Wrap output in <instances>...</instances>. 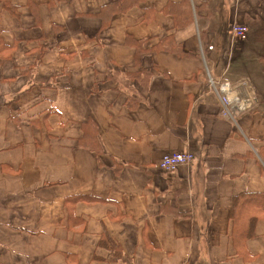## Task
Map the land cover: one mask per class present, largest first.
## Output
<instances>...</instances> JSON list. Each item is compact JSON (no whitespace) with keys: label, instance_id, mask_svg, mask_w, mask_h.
<instances>
[{"label":"crops","instance_id":"0c3cea01","mask_svg":"<svg viewBox=\"0 0 264 264\" xmlns=\"http://www.w3.org/2000/svg\"><path fill=\"white\" fill-rule=\"evenodd\" d=\"M253 19L264 0H0V264H264V75L229 33ZM208 74L252 108L223 117Z\"/></svg>","mask_w":264,"mask_h":264},{"label":"built area","instance_id":"2783aa9c","mask_svg":"<svg viewBox=\"0 0 264 264\" xmlns=\"http://www.w3.org/2000/svg\"><path fill=\"white\" fill-rule=\"evenodd\" d=\"M231 35L235 38H243L247 33V28L243 26H233ZM208 92L215 94L221 103V115L225 118L234 117L242 111H247L252 108V103L247 104L240 99L239 96L230 98L232 86L229 82L220 78H213L207 75ZM193 155L189 152H176L165 154L159 161L158 167L164 173H174L179 167L189 164L193 160Z\"/></svg>","mask_w":264,"mask_h":264},{"label":"trees","instance_id":"16d2710c","mask_svg":"<svg viewBox=\"0 0 264 264\" xmlns=\"http://www.w3.org/2000/svg\"><path fill=\"white\" fill-rule=\"evenodd\" d=\"M249 26L251 28L252 38L258 46L259 53L257 55V60L261 68V73L264 75V21L253 19ZM138 46H140V44L135 43V60H138L140 58L138 56L140 54V52H138L137 50ZM259 96L264 99V92H259ZM247 200L249 206L251 207V210L264 208V196H262L261 198H255L251 196V199ZM234 201L235 202L233 214L235 216V226L233 227V239L240 241L242 239H245L246 237H249L252 231V226L255 221V217L252 216V213L250 217V213H247L249 209H246L245 212H241V203H243L241 202V198L238 197ZM248 225H251V231L247 228Z\"/></svg>","mask_w":264,"mask_h":264},{"label":"rangeland","instance_id":"374dc122","mask_svg":"<svg viewBox=\"0 0 264 264\" xmlns=\"http://www.w3.org/2000/svg\"><path fill=\"white\" fill-rule=\"evenodd\" d=\"M238 26H240V25H238ZM243 27H245V28H247V30H248V32H249V30L251 29V28H249V27H247V26H244L243 25ZM230 30V29H229ZM249 33H247V35H248ZM236 71V70H235ZM251 73H252V71H251ZM260 82V81H259ZM261 84H262V82H260ZM257 84H258V82H257ZM262 92H264V88H262V86H261V88H260V93H262Z\"/></svg>","mask_w":264,"mask_h":264}]
</instances>
